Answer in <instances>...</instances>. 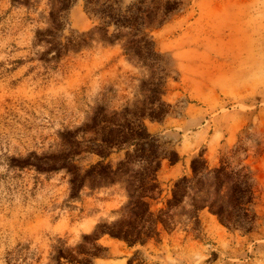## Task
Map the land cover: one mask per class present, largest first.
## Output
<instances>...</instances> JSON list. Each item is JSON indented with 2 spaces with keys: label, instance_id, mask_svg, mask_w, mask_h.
Segmentation results:
<instances>
[{
  "label": "rangeland",
  "instance_id": "obj_1",
  "mask_svg": "<svg viewBox=\"0 0 264 264\" xmlns=\"http://www.w3.org/2000/svg\"><path fill=\"white\" fill-rule=\"evenodd\" d=\"M51 8L50 0H0V264H54L59 247L76 256L79 245L95 251V264H264V0H184L152 30L171 69L162 96L170 108L159 122L144 120L180 157L161 162L162 192L152 209L202 152L210 166L224 157L251 171L256 228L228 230L202 210L198 229L179 214L159 241L134 246L107 235L91 241L96 224L128 216L123 185L90 187L87 180L70 198L65 168L17 166L33 153L59 152L65 147L60 133L70 131L80 141L71 151L82 173L96 161L85 151L95 137L96 108L109 115L146 97L140 84L149 69L123 54L124 38L101 39L83 0L67 10L56 41L83 34L87 45L55 57L50 44L38 43L36 31L49 27Z\"/></svg>",
  "mask_w": 264,
  "mask_h": 264
},
{
  "label": "trees",
  "instance_id": "obj_2",
  "mask_svg": "<svg viewBox=\"0 0 264 264\" xmlns=\"http://www.w3.org/2000/svg\"><path fill=\"white\" fill-rule=\"evenodd\" d=\"M49 27L36 31V41L50 44L55 57L68 49L78 50L87 45L83 34L69 38L68 43L56 41L64 30L67 10L76 0H50ZM86 11L96 16V32L109 44L125 39L123 54L131 61L149 69L141 80L146 92L142 104H126L109 115L104 106L96 108L92 118L96 125L93 144L85 150L96 155V161L82 173L73 163L72 148L80 141L72 132L60 133L65 147L59 152L38 156L31 154L19 161V168L33 166L37 171H55L65 168L70 172V198H76L88 180L90 187L123 185L127 193L125 208L128 216L96 224L91 241L100 236L120 240L128 246L143 245L148 240H160V232L169 233L176 226L175 216L185 214L193 228L200 227L199 213L207 210L219 224L228 230L248 234L256 228L258 219L254 206V179L247 166H232L220 158L210 166L202 152L189 162V174L175 179L162 206L152 209V202L161 194L158 172L163 160L175 164L180 160L176 150L166 146L152 134L144 122H159L169 112L170 104L162 96L171 69L159 52L151 36L184 6V0H83ZM28 5L30 0H12ZM91 39V37H90ZM113 156H115L113 158ZM88 239V235H83ZM96 250L98 246L92 243ZM73 253L59 247L52 257L54 264H95V251L80 245Z\"/></svg>",
  "mask_w": 264,
  "mask_h": 264
}]
</instances>
